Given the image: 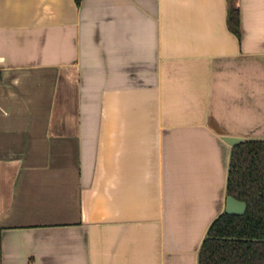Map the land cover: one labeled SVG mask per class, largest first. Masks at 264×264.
Wrapping results in <instances>:
<instances>
[{
    "label": "crops",
    "instance_id": "0c3cea01",
    "mask_svg": "<svg viewBox=\"0 0 264 264\" xmlns=\"http://www.w3.org/2000/svg\"><path fill=\"white\" fill-rule=\"evenodd\" d=\"M0 0V264H199L233 146L264 141V0Z\"/></svg>",
    "mask_w": 264,
    "mask_h": 264
},
{
    "label": "trees",
    "instance_id": "16d2710c",
    "mask_svg": "<svg viewBox=\"0 0 264 264\" xmlns=\"http://www.w3.org/2000/svg\"><path fill=\"white\" fill-rule=\"evenodd\" d=\"M230 2L229 25L240 35L239 8ZM80 4L81 0H76ZM228 195L247 204L243 215L222 213L203 241L199 264H264V141L232 148Z\"/></svg>",
    "mask_w": 264,
    "mask_h": 264
},
{
    "label": "water",
    "instance_id": "95a60500",
    "mask_svg": "<svg viewBox=\"0 0 264 264\" xmlns=\"http://www.w3.org/2000/svg\"><path fill=\"white\" fill-rule=\"evenodd\" d=\"M224 140L231 146L241 143L243 139L235 137H224ZM247 210V204L229 195L226 201L225 212L233 215H243Z\"/></svg>",
    "mask_w": 264,
    "mask_h": 264
}]
</instances>
